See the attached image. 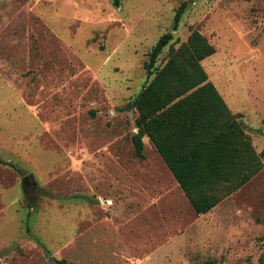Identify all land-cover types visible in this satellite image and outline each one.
<instances>
[{"label": "rangeland", "instance_id": "rangeland-1", "mask_svg": "<svg viewBox=\"0 0 264 264\" xmlns=\"http://www.w3.org/2000/svg\"><path fill=\"white\" fill-rule=\"evenodd\" d=\"M193 29L263 153L264 0H0V264H261L264 166L197 214L148 136L135 153L150 52Z\"/></svg>", "mask_w": 264, "mask_h": 264}, {"label": "trees", "instance_id": "trees-1", "mask_svg": "<svg viewBox=\"0 0 264 264\" xmlns=\"http://www.w3.org/2000/svg\"><path fill=\"white\" fill-rule=\"evenodd\" d=\"M186 7L182 2L177 8L174 30ZM172 39L171 32L162 34L145 64L149 79L133 101L138 116L132 142L135 153L144 157L143 138L148 135L195 212L206 214L263 169L264 152L256 151L241 115L229 108L202 64L216 46L193 29L179 47L171 46L162 65H156ZM58 263L72 264L65 259Z\"/></svg>", "mask_w": 264, "mask_h": 264}, {"label": "water", "instance_id": "water-1", "mask_svg": "<svg viewBox=\"0 0 264 264\" xmlns=\"http://www.w3.org/2000/svg\"><path fill=\"white\" fill-rule=\"evenodd\" d=\"M23 182H24L27 186H31L30 176H24V177H23Z\"/></svg>", "mask_w": 264, "mask_h": 264}, {"label": "crops", "instance_id": "crops-1", "mask_svg": "<svg viewBox=\"0 0 264 264\" xmlns=\"http://www.w3.org/2000/svg\"><path fill=\"white\" fill-rule=\"evenodd\" d=\"M226 101V100H225ZM227 103V102H226ZM229 106V105H228ZM230 108V107H229ZM145 136H148V135H145ZM144 136V137H145ZM149 137V136H148ZM150 138V137H149ZM144 139V138H143ZM151 139V138H150ZM152 141V140H151ZM152 144H153V142H152ZM153 146H154V144H153ZM155 147V146H154ZM156 149V148H155ZM158 152V151H157ZM159 153V152H158ZM159 155H160V153H159ZM161 156V155H160ZM161 158H162V156H161ZM163 159V158H162ZM164 160V159H163ZM165 162V161H164ZM166 164V163H165ZM167 165V164H166ZM169 168V167H168Z\"/></svg>", "mask_w": 264, "mask_h": 264}, {"label": "flooded vegetation", "instance_id": "flooded-vegetation-1", "mask_svg": "<svg viewBox=\"0 0 264 264\" xmlns=\"http://www.w3.org/2000/svg\"><path fill=\"white\" fill-rule=\"evenodd\" d=\"M31 186H32V184H31ZM31 186H30V187H31Z\"/></svg>", "mask_w": 264, "mask_h": 264}]
</instances>
